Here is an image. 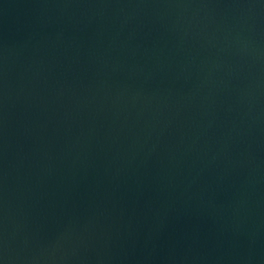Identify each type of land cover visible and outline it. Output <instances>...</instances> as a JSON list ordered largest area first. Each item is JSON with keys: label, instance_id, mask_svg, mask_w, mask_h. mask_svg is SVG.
Returning a JSON list of instances; mask_svg holds the SVG:
<instances>
[{"label": "water", "instance_id": "95a60500", "mask_svg": "<svg viewBox=\"0 0 264 264\" xmlns=\"http://www.w3.org/2000/svg\"><path fill=\"white\" fill-rule=\"evenodd\" d=\"M0 264H264V0H0Z\"/></svg>", "mask_w": 264, "mask_h": 264}]
</instances>
